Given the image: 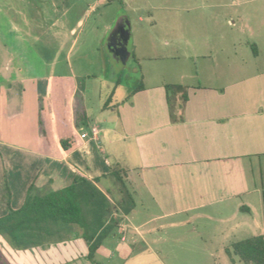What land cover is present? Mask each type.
Listing matches in <instances>:
<instances>
[{
	"label": "crops",
	"instance_id": "obj_1",
	"mask_svg": "<svg viewBox=\"0 0 264 264\" xmlns=\"http://www.w3.org/2000/svg\"><path fill=\"white\" fill-rule=\"evenodd\" d=\"M41 56L0 8V217L6 214L4 174L12 209L21 207L31 184L40 194L67 185L76 174L89 181L99 178L94 185L114 207L115 229L96 249L97 264H168L167 257L179 259L181 244L204 240L203 225L208 237H226L228 231L217 228L229 223L227 205L240 199L246 204L236 203L237 210L252 214L246 198L255 194L263 214L253 224L264 227V70L232 62L216 71L212 85L179 84L187 98L175 94L171 108L166 82L142 84L134 93L101 104L98 117L88 115V128L77 129V113L87 112L85 99L76 97V79L70 84L64 127L53 118L50 92L52 80L62 76L43 73L64 56L61 46L51 58ZM92 129L94 139L79 137L81 132L91 135ZM66 134L73 136L75 149L61 148ZM111 168L126 171L123 180L133 198L127 212L116 203L119 190L111 192ZM142 212H148L145 218ZM69 227L63 229L67 234L53 232L42 245L9 250L21 255V264H92L83 256L81 230ZM75 241L83 250L60 251ZM162 243L177 245L163 252L156 247Z\"/></svg>",
	"mask_w": 264,
	"mask_h": 264
},
{
	"label": "rangeland",
	"instance_id": "obj_2",
	"mask_svg": "<svg viewBox=\"0 0 264 264\" xmlns=\"http://www.w3.org/2000/svg\"><path fill=\"white\" fill-rule=\"evenodd\" d=\"M0 8L39 56L49 59L61 46L64 56L55 66L44 67L43 73L62 76L52 80L50 92L53 118L64 127L74 78L83 90L87 117L94 118L101 104L125 97L139 83L212 85L216 71L232 62L264 70V0H0ZM124 19L129 24L130 54L122 65L105 43ZM113 183L112 193L119 190V184ZM258 198L256 194L246 198L255 209L252 214L237 210L236 203L246 204L240 199L227 205L224 217L229 223L217 228L228 231L226 237L221 233L208 237L209 228L203 225L204 240L181 244L179 259L167 257V263L243 264L226 249L264 229L253 224L260 223L263 214ZM142 202L149 203L144 194ZM59 231V236L64 233L62 227ZM7 245L5 250L0 244V264H21V255L11 253ZM175 245L156 247L166 252ZM83 248L81 241H75L60 251L76 253Z\"/></svg>",
	"mask_w": 264,
	"mask_h": 264
},
{
	"label": "trees",
	"instance_id": "obj_3",
	"mask_svg": "<svg viewBox=\"0 0 264 264\" xmlns=\"http://www.w3.org/2000/svg\"><path fill=\"white\" fill-rule=\"evenodd\" d=\"M254 53H256L255 50ZM142 88V84L139 83L129 93ZM164 89L169 108L173 106L175 94L180 93L184 101L187 98L186 89L179 84H165ZM82 95L83 90L77 86L76 97L82 98ZM89 121L84 112L77 113L75 127L87 129ZM59 143L65 151L76 148V142L71 134L61 137ZM125 173L126 171L120 168H111L109 172L119 184V193L122 195V199L116 203L127 212L128 206L133 203V198L123 180ZM97 181L99 178L89 181L75 174L67 185L40 194L35 192L31 184L21 207L12 209L11 193L4 174L2 201L6 207V214L0 217L2 248L7 249L5 246L7 242L16 249L42 245L45 239L61 227L65 229L76 226L81 229V238L85 243L84 258L92 264H97L93 259L94 253L102 240L114 231L116 224V221L111 218L113 206L94 185ZM243 209L245 208H240L241 211H244ZM226 252L229 256H235L243 264H264V235H253L233 242Z\"/></svg>",
	"mask_w": 264,
	"mask_h": 264
},
{
	"label": "water",
	"instance_id": "obj_4",
	"mask_svg": "<svg viewBox=\"0 0 264 264\" xmlns=\"http://www.w3.org/2000/svg\"><path fill=\"white\" fill-rule=\"evenodd\" d=\"M106 48L113 58L125 64L130 54V32L129 24L126 19L122 20L106 40Z\"/></svg>",
	"mask_w": 264,
	"mask_h": 264
},
{
	"label": "built area",
	"instance_id": "obj_5",
	"mask_svg": "<svg viewBox=\"0 0 264 264\" xmlns=\"http://www.w3.org/2000/svg\"><path fill=\"white\" fill-rule=\"evenodd\" d=\"M95 135H96V131H95L94 129H92V130H91V135H88L86 132H81V133L79 134V137H80L81 139L86 138V137H89V138H91V139H94V138H95Z\"/></svg>",
	"mask_w": 264,
	"mask_h": 264
}]
</instances>
